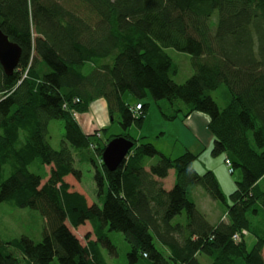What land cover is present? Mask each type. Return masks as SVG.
<instances>
[{"label": "trees", "instance_id": "16d2710c", "mask_svg": "<svg viewBox=\"0 0 264 264\" xmlns=\"http://www.w3.org/2000/svg\"><path fill=\"white\" fill-rule=\"evenodd\" d=\"M0 30L21 48L10 75L0 65V203L36 210L45 222L39 242L0 239V264H107L101 249L116 254L111 231L129 246L126 264H203L201 256L264 264L256 223L264 218V0H0ZM166 48L190 56L193 74L182 84ZM220 88L222 106L212 97ZM148 95L168 121L208 117L210 155L241 170L228 197L212 171H196L198 154L170 158L130 135L144 123ZM98 99L122 130L103 144L73 117ZM53 120L64 128L58 150L49 143ZM116 136L134 145L108 171L101 155ZM74 153L94 164L93 201ZM196 186L224 205L226 219L209 222L191 198ZM85 223L91 234L82 243L71 229ZM243 231L255 237L251 248Z\"/></svg>", "mask_w": 264, "mask_h": 264}, {"label": "rangeland", "instance_id": "374dc122", "mask_svg": "<svg viewBox=\"0 0 264 264\" xmlns=\"http://www.w3.org/2000/svg\"><path fill=\"white\" fill-rule=\"evenodd\" d=\"M166 53L172 58L173 62L177 65L178 71L173 80L177 84H182L193 74L191 66L190 56L186 53L179 52L173 48H166ZM223 89L220 88L212 92V97L217 103L223 105ZM124 100L129 102H135L128 93L123 96ZM149 104L148 110L145 116L143 125L138 128L136 125H132L129 129V133L135 138L146 137V141H149L153 146L162 154L176 158L183 154L186 150L193 153H198L199 143L193 136L192 132L187 128L182 114H179L177 118L172 121L166 120L161 111L158 108V104L151 98L150 95L143 100ZM167 114H171L172 110L168 103L164 100L158 102ZM73 117L80 123V126L84 133L94 134L97 138H100V143L103 144L112 135L121 134L122 130L119 125V115L115 112L113 115H109L106 104L103 99L93 101L88 111L79 114L73 112ZM87 124H89L87 126ZM49 143L51 147L58 150L61 147L63 140L64 128L61 120H53L48 125ZM106 145V144H105ZM196 145V146H195ZM199 145V146H198ZM105 147V146H104ZM201 147V146H200ZM204 148V147H203ZM202 148V149H203ZM199 151L198 159L194 163V167L197 172L202 173L204 170H210L214 173L216 178H219L221 184V190L228 197V195L236 188V182L241 180V170L235 168L232 173L228 172V166L226 164V158L223 155L212 156L209 155L208 150L205 152ZM92 153L89 150V153ZM78 153H74L75 167L81 171V178L78 181L79 186L85 192V194L93 201L95 199V182L94 164L88 159H81ZM156 157L148 159V166L156 162ZM211 164V165H209ZM208 166L207 169L201 170L202 166ZM212 166V167H211ZM210 168H213L212 170ZM198 169V170H197ZM31 170L32 169L31 167ZM39 173L44 176L48 175V168L43 167L39 170ZM217 174V175H216ZM219 176V177H217ZM174 176L171 171L170 178L167 183L173 181ZM218 180V179H217ZM191 198L195 202L197 208L209 217H214L220 213H223L221 219H226L227 214L225 207L222 203L212 200L199 186H196L191 191ZM213 214V215H210ZM261 218V216H260ZM257 225L261 223L264 229V218L256 220ZM45 222L41 214L30 208H18L11 203H0V239L5 241L12 238H19L26 236L33 242H39L42 238V232L44 230ZM90 229L89 224L80 226L73 231L79 236V239L84 243L85 235L88 234L87 230ZM109 238L116 246V254L111 255L106 249H103L104 256L108 264H126V254L129 251V246L125 241L123 235L120 232H109ZM246 238L247 248H251L255 242V237L249 235ZM262 256L264 259V247L262 249ZM203 264L207 263V260L203 256L200 257Z\"/></svg>", "mask_w": 264, "mask_h": 264}, {"label": "water", "instance_id": "95a60500", "mask_svg": "<svg viewBox=\"0 0 264 264\" xmlns=\"http://www.w3.org/2000/svg\"><path fill=\"white\" fill-rule=\"evenodd\" d=\"M21 48L0 30V65L10 75L19 62ZM134 141L124 136H116L108 141L102 151L101 160L108 171L115 170L126 159Z\"/></svg>", "mask_w": 264, "mask_h": 264}, {"label": "crops", "instance_id": "0c3cea01", "mask_svg": "<svg viewBox=\"0 0 264 264\" xmlns=\"http://www.w3.org/2000/svg\"><path fill=\"white\" fill-rule=\"evenodd\" d=\"M126 101V100H125ZM127 102H129V101H127ZM130 103H134V102H130ZM184 121H185V123H186V126H187V128H189V130L192 132V134H193V136L196 138V140H197V142L199 143V145L201 146H199V148H197V149H200V150H198V153H200L199 151H201V149H202V152H206L207 150H208V153H209V155H210V148H211V146H212V142H213V137H212V135L210 134V132L207 130V123H208V117L206 116V115H204V114H201V113H192V114H190L188 117H186L185 119H184ZM79 125H80V123H79ZM89 124H87V126H88ZM83 131V130H82ZM131 135V134H130ZM132 136V135H131ZM133 137V136H132ZM144 137V136H143ZM134 139H137V138H135V136L133 137ZM196 146V145H195ZM193 153V152H192ZM198 153H196V154H198ZM225 158V157H224ZM209 165H211V164H209ZM212 167V166H211ZM46 168H48V174H49V170H50V167L49 166H46ZM208 168V166H206V165H204V166H202V168H201V170H203V169H207ZM211 170L213 169V168H210ZM198 170V169H197ZM204 171H206V170H204ZM217 175V174H216ZM217 177H219V176H217ZM48 178V175L47 176H45V178L43 179V181H45L46 179ZM218 179V182L220 181L219 180V178H217ZM219 185L221 186V184H220V182H219ZM204 213V212H203ZM205 214V216L207 217V219L209 220V222L211 223V224H217L220 220H222L221 219V217H222V215H223V213H220V214H218V215H216V216H214V217H209V215L208 214H206V213H204ZM210 215H213V214H210ZM85 224H89V223H85ZM84 224V225H85ZM90 225V224H89ZM81 226H83V225H81ZM80 227V226H79ZM79 227H77V228H75V230L76 229H78ZM90 228H91V226H90ZM72 230V232L77 236V234L73 231V229H71ZM87 232H88V234H91V231H90V229H88L87 230ZM108 236H109V234H108ZM78 237V239H79V236H77ZM90 238L91 239H93L94 237L91 235L90 236ZM80 240V239H79ZM81 241V240H80ZM82 242V241H81ZM101 253H102V255H103V257H104V259H105V261H106V258H105V256H104V252H103V249H101ZM106 263H107V261H106ZM108 264V263H107Z\"/></svg>", "mask_w": 264, "mask_h": 264}, {"label": "built area", "instance_id": "2783aa9c", "mask_svg": "<svg viewBox=\"0 0 264 264\" xmlns=\"http://www.w3.org/2000/svg\"><path fill=\"white\" fill-rule=\"evenodd\" d=\"M139 107H140L139 105H136V106H135L136 109H138ZM91 148L94 149V146L91 145ZM225 161H226V164H227V166H228V172H229V173H232L231 162H230L228 159H226ZM241 235H243V237H246L248 234H247L246 231H243V232H241ZM240 237H241L240 234H235V235L233 236V238H234L235 240L240 239Z\"/></svg>", "mask_w": 264, "mask_h": 264}]
</instances>
